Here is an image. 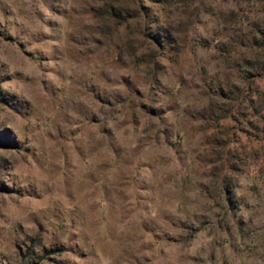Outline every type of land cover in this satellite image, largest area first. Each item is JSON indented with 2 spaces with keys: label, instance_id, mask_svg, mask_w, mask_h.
<instances>
[{
  "label": "clouds",
  "instance_id": "clouds-1",
  "mask_svg": "<svg viewBox=\"0 0 264 264\" xmlns=\"http://www.w3.org/2000/svg\"><path fill=\"white\" fill-rule=\"evenodd\" d=\"M0 264H264V0H0Z\"/></svg>",
  "mask_w": 264,
  "mask_h": 264
}]
</instances>
